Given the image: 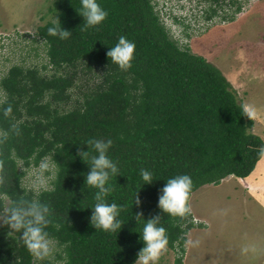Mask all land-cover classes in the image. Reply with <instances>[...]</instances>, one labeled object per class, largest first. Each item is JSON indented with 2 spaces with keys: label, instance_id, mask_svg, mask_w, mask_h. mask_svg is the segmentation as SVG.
<instances>
[{
  "label": "trees",
  "instance_id": "1",
  "mask_svg": "<svg viewBox=\"0 0 264 264\" xmlns=\"http://www.w3.org/2000/svg\"><path fill=\"white\" fill-rule=\"evenodd\" d=\"M97 2L108 16L85 30L81 0H55L49 8L53 18L37 28L46 62L13 65L0 80L13 107L12 118L0 112V128L14 119L21 130L2 149L0 207L21 195L48 204L53 224L46 230L58 248L37 260L21 233L0 224V264H135L145 246L144 223L157 215L167 230L168 248L180 254L176 264H182L186 234L195 226L192 215L173 217L158 207L167 180L190 176L192 195L232 175L249 177L261 160L264 140L252 131L254 120L243 115L236 89L218 66L174 38L154 0ZM199 2L210 4L193 16L207 22H234L242 11L239 0ZM57 18L70 31L66 39L48 34ZM121 36L136 45L127 70L107 56ZM90 138L113 141L108 156L119 173L110 177L113 191L106 202L123 206L117 217L122 226L115 233L91 224L98 189L86 185L90 167L78 155L89 151ZM42 161L52 167L48 174L54 178L50 188L35 193L24 186V177ZM142 169L151 173L152 183L145 184ZM137 194L140 205H135ZM141 212L137 222L135 214Z\"/></svg>",
  "mask_w": 264,
  "mask_h": 264
},
{
  "label": "rangeland",
  "instance_id": "2",
  "mask_svg": "<svg viewBox=\"0 0 264 264\" xmlns=\"http://www.w3.org/2000/svg\"><path fill=\"white\" fill-rule=\"evenodd\" d=\"M54 1L0 0V80L13 65L29 67L46 62L44 43L35 38L37 28L53 18L49 8ZM239 1L242 11L236 21L223 23L220 18L202 22L203 16L188 12L196 3L203 9L209 7L208 2L154 0V4L180 44H188L193 53L222 70L239 99L253 111L252 131L264 140V0ZM189 15L182 22L181 16ZM176 18L182 23H176ZM50 169V165L43 170L40 165L28 168L24 186L38 193L33 185L43 180L50 188L54 178L48 174ZM225 179L191 195L192 219H206L203 222L211 225H197L186 234V239L199 244L193 247L185 243L182 264H264V195L257 188H264V160L247 179L233 175ZM57 249L55 244L54 252ZM179 255L168 248L158 264H176Z\"/></svg>",
  "mask_w": 264,
  "mask_h": 264
},
{
  "label": "clouds",
  "instance_id": "3",
  "mask_svg": "<svg viewBox=\"0 0 264 264\" xmlns=\"http://www.w3.org/2000/svg\"><path fill=\"white\" fill-rule=\"evenodd\" d=\"M81 5L82 8L79 14L84 17L85 30L101 24L108 16V12L101 7L97 0H81ZM201 8L202 6H198L196 3V5L188 8V12L191 15L195 12L201 13ZM191 15L181 16L182 20L189 18ZM201 20L206 22L203 18ZM48 34L66 39L70 36V31L61 28L60 20L57 18L53 21V27L48 29ZM135 50V43L121 36L118 43L107 52V56L121 70H127L132 66L131 62L134 59ZM241 107L243 115L252 119L253 111L250 110V106L244 104ZM0 112L6 119L12 118L13 107L8 103L7 96L4 93H0ZM20 131V123L14 119L7 129L0 128V185L4 183L3 172L5 169L2 149L10 137L13 134L20 135ZM85 144L89 146V151L81 149L78 155L90 167V171L86 174V185L98 189L95 193L96 203L92 207L91 224L97 230L115 233L122 226V221L118 220L117 217L123 210V206L106 202V197L113 191V188L108 184L110 177L117 176L119 173L117 164L108 156L113 141L111 139L104 141L90 138ZM258 157L264 160V145L259 148ZM48 167L46 161L41 162V170ZM140 174L146 182L145 184L152 183V175L149 171L142 169ZM192 187L193 181L188 175L168 179L166 186L162 189V195L159 197L158 207L169 216L181 218L191 216L193 211L190 203ZM21 188L23 189V185H21ZM33 188L36 192H39L41 189L47 190V185L43 180H40L38 184L33 185ZM140 203V197L137 194L135 205H140ZM50 217V206L41 202L36 196L29 199L26 195H21L10 205L0 207V224L7 225L12 232L21 233V238L29 253L41 261L51 256L55 249V241L46 230L53 224ZM141 218H143L142 212L135 214L137 222ZM161 220L162 217L159 215L147 221L144 220L141 239L145 246L137 253L138 258L135 264H158L160 257L168 250L167 230L161 225ZM202 223L205 222L202 220L199 224L193 222L194 226H202ZM205 224L207 225V223ZM55 227L59 230L60 224L56 223ZM198 244V240L193 241L190 238L186 240V246L195 247Z\"/></svg>",
  "mask_w": 264,
  "mask_h": 264
},
{
  "label": "crops",
  "instance_id": "4",
  "mask_svg": "<svg viewBox=\"0 0 264 264\" xmlns=\"http://www.w3.org/2000/svg\"><path fill=\"white\" fill-rule=\"evenodd\" d=\"M247 178H248V177H247ZM247 178H245V179H247ZM225 180H229V177H228L227 179H225ZM227 184H229V183H227ZM261 186H262V185H257V188L260 189L261 191H263V195H264V188L261 187ZM252 196H253V195H252ZM261 207H262V206H261ZM263 210H264V208H263ZM205 220H206V219H205ZM205 220H203V221H205ZM206 221H207V220H206ZM206 221H205V222H206ZM262 221H263V220H262ZM263 223H264V222H263ZM204 224H205V223H202L201 225L205 226L206 224H205V225H204ZM210 225H211V224H209V223L207 222V225H206V226H210ZM195 227H196V226H195Z\"/></svg>",
  "mask_w": 264,
  "mask_h": 264
},
{
  "label": "built area",
  "instance_id": "5",
  "mask_svg": "<svg viewBox=\"0 0 264 264\" xmlns=\"http://www.w3.org/2000/svg\"><path fill=\"white\" fill-rule=\"evenodd\" d=\"M192 221L195 223V224H199L201 223V220L196 218V217H193Z\"/></svg>",
  "mask_w": 264,
  "mask_h": 264
}]
</instances>
